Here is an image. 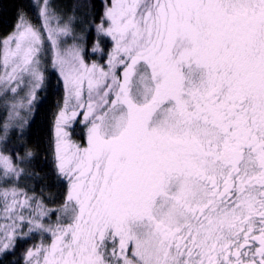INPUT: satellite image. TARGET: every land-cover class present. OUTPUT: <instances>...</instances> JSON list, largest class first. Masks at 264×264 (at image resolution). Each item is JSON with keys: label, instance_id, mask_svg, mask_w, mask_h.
Returning <instances> with one entry per match:
<instances>
[{"label": "snow or ice", "instance_id": "6c2138e0", "mask_svg": "<svg viewBox=\"0 0 264 264\" xmlns=\"http://www.w3.org/2000/svg\"><path fill=\"white\" fill-rule=\"evenodd\" d=\"M31 7L40 23L19 8L0 38V103L24 91L31 111L52 53L64 197L52 220L15 182L25 158L0 150V264L36 234L25 264H264V0H103L102 64L71 16ZM19 107L5 131L29 124Z\"/></svg>", "mask_w": 264, "mask_h": 264}, {"label": "trees", "instance_id": "16d2710c", "mask_svg": "<svg viewBox=\"0 0 264 264\" xmlns=\"http://www.w3.org/2000/svg\"><path fill=\"white\" fill-rule=\"evenodd\" d=\"M31 3V0H0V38L6 37L13 31L17 23V10L24 8L28 13ZM102 4L103 0H60L58 4L63 12H73L77 9L79 16L84 17L82 18L85 30L79 33L81 36H78L85 42L84 58L89 62L96 61L101 64L105 62L107 53L112 47L110 38L102 36L99 38L101 52H91V48L97 43L93 21L99 22ZM51 56L52 53L49 52L45 57L46 83L38 97L29 124L20 135L15 132L9 133V140L4 143L3 151L5 154H11L18 164L22 157L25 158V162L21 165L23 173L16 183L20 189L27 190L30 195L34 192L37 198L42 196L53 213L52 220H55V209L63 200L64 186L55 181L50 172L56 147V118L60 107L63 106L65 94L59 74L51 66ZM66 130L70 133L71 139L83 142L85 129L82 124L74 122ZM29 152L32 154L30 157L27 156ZM40 236L36 234L17 243L15 255L4 261V264H16V262L25 264L26 249L38 244Z\"/></svg>", "mask_w": 264, "mask_h": 264}, {"label": "rangeland", "instance_id": "374dc122", "mask_svg": "<svg viewBox=\"0 0 264 264\" xmlns=\"http://www.w3.org/2000/svg\"><path fill=\"white\" fill-rule=\"evenodd\" d=\"M59 1L60 0H51L53 5L55 6L56 10L59 13H61L62 15H64L65 18H67L68 16L72 17V26L74 28L75 34L77 36H81L79 33L81 31L85 30V25H84V22H83L84 21L83 20L84 17L82 15L79 16V13H78L77 9H75L73 12L69 11L70 13L66 12V11H65L66 13L63 12V10L58 5ZM31 2H32V0H31ZM28 11H29L28 15L31 18V20L33 21V23L39 24L40 21L37 18L36 12L31 7V4H30V8H28ZM86 62H89V61L86 60ZM37 101H38V99H37ZM37 101L33 103L31 111H28L27 110V96H26V93L24 91H21L20 95L16 98L15 101H8V110L10 111L11 105H12L13 102L17 103V104H20V105H24V107H19L17 109V111L20 113V116L25 117L27 119V121L29 122L31 117H32V114L34 112V108H35V105H36ZM9 111H6L4 105L2 103H0V150H3L4 143H6V141L9 140V133L15 132V133L20 135V133L23 132V130L27 126L26 125L23 130H21L19 127H16L15 130H14L13 129V124L15 122L12 121V122L9 123V126H8L7 130L5 131L4 124L9 119ZM13 179L15 181V178H13ZM0 185H2V181H0ZM41 238H42V236L39 237V243L42 240ZM26 251H27V249H26Z\"/></svg>", "mask_w": 264, "mask_h": 264}]
</instances>
